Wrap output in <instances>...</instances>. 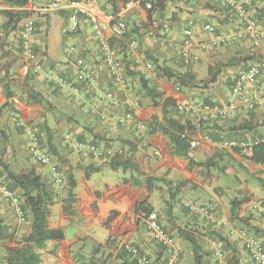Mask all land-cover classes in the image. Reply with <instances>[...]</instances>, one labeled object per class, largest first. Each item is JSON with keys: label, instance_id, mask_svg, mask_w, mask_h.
Masks as SVG:
<instances>
[{"label": "crops", "instance_id": "0c3cea01", "mask_svg": "<svg viewBox=\"0 0 264 264\" xmlns=\"http://www.w3.org/2000/svg\"><path fill=\"white\" fill-rule=\"evenodd\" d=\"M51 1L30 0L24 10L43 7ZM61 1L68 3L71 0ZM102 1L109 13L118 11L125 3L135 4L125 18L131 36L140 44L142 55L139 58L142 61L155 62L181 73L190 69L196 74L198 81L207 80L212 68L221 67V71L216 82L207 88H179L173 80L154 76L142 64H136L135 58L129 56L124 42H113V47L126 64V71L144 75L148 86L154 90L155 98L142 88L140 76H130L140 92L138 96L143 109L139 120L146 125V130L138 135L133 129L101 122L92 116V104L87 103L90 115L86 118V125L73 126L68 117L56 119L68 114L67 108L72 107L69 100L57 99V90L50 85L44 74L33 75V78L27 80L21 58L18 60L14 57L16 61L11 58V54L16 53V45L12 41L17 38L18 31L11 32L8 36L0 35V148L8 152L7 163L14 172L34 169L49 181L47 169L35 162L28 153L31 133H36L45 146L43 137L48 130L47 148L52 153L49 145L51 140L54 151L52 154L64 175V188L47 182L54 202L50 207L49 225L52 229H62L65 238L48 241L38 251L41 255L40 264H79L85 261L92 264H136L121 249L123 243L136 245L150 259L151 264H193L192 246L180 238L182 230L193 231L206 253L211 252L212 243L208 237L200 234H207L213 239L221 235L230 242L240 264H253L239 239V232L249 231L264 244V235L258 232L264 231V216L253 207L256 203L264 205V165L253 163L241 151L203 143L200 147L191 149L190 156L196 163L213 162L215 166L210 169L191 167L189 160L174 156L169 137L160 129L168 128L165 119L172 118L181 124L190 125L192 140L208 136L214 142H235L248 147L264 142V106L248 111L239 101L235 109L224 117L205 112L181 113L175 108L178 104L188 102L224 107L230 104L232 85L237 75L244 71L243 58L248 55L243 40L221 48H209L200 55L198 62L190 64L181 56V42L183 29L190 21L195 22L194 32L198 41H209L211 36L203 32L204 25L214 24L221 32L235 34L242 30H239V20L223 0H204L201 4L189 0H168L164 10L155 14L148 13L138 4V0ZM6 10L18 9L7 6L0 0V31H3L2 25L7 22L1 15ZM254 15L264 29L263 0L256 1ZM153 17L166 21L170 30L152 34L150 21ZM69 29L66 10L39 19L32 39L34 49L44 54L49 66L55 65L59 73L71 76L74 74L72 63L61 66L59 62L52 60L48 41L53 36H61L63 42L73 38L80 54L94 68L98 78L97 89L105 91L109 88L110 81L89 24L82 19L76 32L70 33ZM16 42L19 44L18 40ZM228 63L231 66L223 67ZM14 74L18 80L13 82L9 77ZM29 87L43 97V104L29 101L26 93ZM263 87L264 76L248 85L246 97L253 99L261 96ZM83 97L88 101L93 98L91 94ZM94 101L97 109L105 110L103 102ZM22 122L25 126L21 125ZM71 127L74 128L72 135L75 137L72 142H67L65 135L71 133L65 130ZM87 142H94L111 150L112 155L103 159L93 158L86 149L79 146ZM115 157L132 159L139 172L111 169L107 164ZM98 167H101L99 172L87 176L88 169ZM70 175L75 180L74 188L69 185ZM0 176L1 181L11 186L1 164ZM16 191L20 193V190ZM249 198L261 201L248 204ZM235 201L242 203L234 211ZM143 202L154 208L160 223L174 236L173 249L177 252V259L171 250L155 242L147 231L143 217L136 214L137 205ZM166 203L169 204V211L165 210ZM188 204L215 205L214 222L192 212L187 208ZM112 213L118 215L107 223ZM0 216L3 239L0 243V264H6V249L14 244L9 241L5 243L4 236L6 233L13 234L8 226L15 225L18 220L1 193ZM27 224L30 228L26 234H29L32 227L31 216L28 217ZM17 235L19 234L16 233L14 239ZM205 260L209 259L205 257Z\"/></svg>", "mask_w": 264, "mask_h": 264}, {"label": "built area", "instance_id": "2783aa9c", "mask_svg": "<svg viewBox=\"0 0 264 264\" xmlns=\"http://www.w3.org/2000/svg\"><path fill=\"white\" fill-rule=\"evenodd\" d=\"M195 4H201L204 0H189ZM233 15L242 23V30L235 34H224L217 32L214 24H206L203 32L210 35L209 41H198L194 32L195 22L190 21L189 25L183 29V39L181 42V56L186 63H196L200 60V55L209 48H219L231 45L240 40L247 39L253 46H259L264 38V29L260 27L258 19L254 15V0H223ZM264 1V0H263ZM148 13H152L155 0H138ZM135 4L128 2L123 4L116 13H109L105 9L102 0H71L63 3L61 0H52L43 7H36L29 11L30 15L23 20L19 26L18 39L20 58L24 63L25 75L39 76L44 74L50 85L57 91L70 97L82 98L87 94L92 95V99L101 101L105 105V110H99L92 104L90 112L101 122L133 129L136 134H141L146 130V125L139 120V115L143 109L140 97L134 91V84L127 75L126 64L120 56L113 42H124L130 57L135 58L136 64L143 65L144 68L156 75L155 66L152 62H145L139 58L142 53L138 40L131 36V30L125 16L133 10ZM66 10L70 22V33L76 32L83 19L86 21L98 43L102 55L103 64L107 70L110 86L105 91L97 89L98 78L93 66L87 58L80 54L79 49L74 45L70 48L69 54L76 56L72 62L74 74L68 76L59 73L55 68L45 62L43 53L36 52L32 39L36 34L37 21L49 17L51 14ZM155 14V13H152ZM151 33L167 32L170 27L161 18L153 17L150 21ZM264 76V59L250 65L247 69L240 72L234 80L231 88L230 104L221 106L218 104H200L188 102L178 104L177 110L181 113L205 112L224 117L240 101L245 105L246 110L253 111L258 107L264 106V87L261 96L247 98V87L256 83ZM25 126V123H21ZM186 136L184 135L183 138ZM67 142H72L71 134L65 135ZM203 143L216 144L221 148L234 149L241 151L244 155L250 156L251 153L246 145H238L235 142H214L210 137L204 136L199 140H189L191 149L200 147ZM80 147L86 149L93 158L103 159L112 155V151L102 148L96 143H82ZM30 157L39 165L47 169L49 182L59 188L65 187L63 172L55 160L53 154L41 142L36 133L30 135V145L28 148ZM0 193L3 199L9 204L13 213L16 215L20 224H27L28 213L25 211L22 198L17 191L0 180ZM258 212L264 216V205L254 204ZM192 212L203 215L208 221L214 222L216 214L215 205H196L188 204ZM148 233L159 245L171 250L175 259L177 252L174 251L175 238L160 223L157 213L142 216ZM1 216H0V243H1ZM239 239L244 245L245 251L253 264H264V244L249 231L239 232ZM121 249L127 253L136 264H151L150 259L142 253L140 248L132 243H123ZM212 249L217 257L219 264H226V252L223 243L218 239L212 241ZM79 264H89L86 262Z\"/></svg>", "mask_w": 264, "mask_h": 264}, {"label": "trees", "instance_id": "16d2710c", "mask_svg": "<svg viewBox=\"0 0 264 264\" xmlns=\"http://www.w3.org/2000/svg\"><path fill=\"white\" fill-rule=\"evenodd\" d=\"M1 1L7 6L18 9L16 11L6 10L2 11L1 13V15L4 16L7 20V22L2 25V29L4 34L8 36L11 32L18 31L19 26L23 22V20L30 15L29 11L24 10L29 5L30 0ZM166 2H168V0H155V5L152 13H157L164 10ZM153 64L155 66L157 77H163L169 80H173L179 88L185 89L207 88L209 85L216 82L217 76L221 71V67L212 68L210 69V77L207 80L198 81L196 78V74L193 73L190 69L185 73H181L169 67L157 65L155 62ZM228 66H231V64L228 63L223 65V67ZM127 75L133 77L140 76V83L142 85V88L147 91L151 97L155 98L154 90L148 86V80L145 79L144 75L131 71L127 72ZM33 77V75H28L26 76V79L30 80ZM26 93L28 94V99L31 103L43 104V97L39 93L35 92L32 88H27ZM165 121L168 125V128L161 127L160 129L165 135L169 137L173 147L174 156L189 160L191 167H202L210 169L215 166V163L213 162L196 163L190 156L191 147L189 144V140H191V134L193 133L190 125L181 124L172 118H166ZM184 135L186 136L185 138H183ZM49 145L53 153L54 151L53 146L51 145V140L49 141ZM248 150L250 151L251 155H245L246 158L257 165H264V142H258L250 146ZM1 154L3 155L4 152H1ZM0 164L7 175L6 178L11 183V186H9L10 189L14 191L20 190L19 195L22 199H24L23 207L28 213V217H32L31 232L27 234L23 238V240L18 241L16 245L7 247L5 257L6 264H40L41 255L38 253V251L43 249L48 241L63 240L65 238L62 229H52L49 225V218L51 215L50 207L54 204L52 193L49 190L48 186L49 181L47 180V182L34 169L26 172L16 173L11 169L10 165L2 159H0ZM107 165L113 170L123 169L125 171L133 170L135 172H139L137 165L130 158L115 157ZM100 170L101 167L90 168L87 170V176L89 177L91 173H96ZM68 179L70 187L74 188V177L70 175ZM262 185L264 186V182H262ZM241 203L242 202H234V211L236 207H238V205ZM165 210L169 211L168 203H166ZM154 211V208L147 202L138 204L135 209L136 214L140 218H142L143 215L148 216L154 213ZM117 215L118 213H112V215L107 220V223L112 222L117 217ZM258 232L264 235V231ZM179 234L180 238L187 241L192 246L193 264H206L204 257L201 254V247L194 232L182 230ZM215 239H218L220 242H222L226 249L231 250L232 257L230 258V264H240L239 259L235 255V250L231 246L228 239L224 238L221 235H218Z\"/></svg>", "mask_w": 264, "mask_h": 264}, {"label": "rangeland", "instance_id": "374dc122", "mask_svg": "<svg viewBox=\"0 0 264 264\" xmlns=\"http://www.w3.org/2000/svg\"><path fill=\"white\" fill-rule=\"evenodd\" d=\"M256 1H258V0H254L255 3H256ZM238 26H239V30L243 27L242 23H238ZM216 29H217V32L224 33L223 31L221 32L217 28V25H216ZM224 34H230V33L227 32V33H224ZM0 35H4V32L0 31ZM4 37H6V36H4ZM0 38H1V36H0ZM17 40L19 41L18 36H17V38H15L12 41V43H14L16 45L14 50L17 53V54L16 53H12L11 54V58L13 59V61H16V59H18V60L20 59V54H18V52H19V44H17L18 43V42H16ZM242 43H243V45L246 46V48H247L246 52H248V55L243 58L244 59L243 60L244 67H243L242 70H245L250 65H252V64H254L256 62H259L260 60L264 59V38L261 40L259 46H253L251 44V42L248 41L247 39H243ZM48 45H49V53H50L51 59L56 61V62H59L61 64V66H63L62 64L72 63L74 61V59L76 58V56H71L69 54L70 48L73 47L74 45L76 46V44H74L73 38L65 40L63 42L61 36H59V37L53 36V37H50V39L48 41ZM8 54H10V52H8ZM14 57L16 59H14ZM45 62L47 63L46 57H45ZM53 68L56 69L57 66L55 67V65H54ZM16 76H17L16 74L11 75L9 77V79L11 81H13V82L17 81L18 78H15ZM134 91H135V93L137 95H140V92H138V88H136L135 86H134ZM55 93H56L57 99L69 100L70 104L72 105V107H68L67 108L68 114H66L65 116L60 115L56 119H58V120L59 119H66L68 117L67 119L70 120V122H71L70 124L73 125V126L76 125V124L86 125L87 120H88L86 118L89 117V115H90V112L88 113L89 110L86 108V105L87 104L90 105L91 103L94 104L95 101L93 99L91 101H88L85 97L78 98V99L77 98L72 99L68 95H65L64 93L57 92V91H55ZM88 102H91V103H88ZM0 114H2V113L0 112ZM92 116L96 117L94 115H92ZM65 131L71 133V135H72V133L74 131V128L73 127L66 128ZM65 131H64V133H65ZM64 133H61V136H64ZM48 135H49V132L47 130L46 131V135L43 137L44 142H46V145H45L46 147H47V136ZM74 137L75 136H73V138ZM87 143H94V142H87ZM1 152H5V153L2 155ZM0 156H1V159L3 161H5V162L8 161V158H9L8 152H6L4 149L2 150L0 148ZM0 178H1V176H0ZM252 201H261V200H252V198H249L248 199V204L250 202H252ZM14 220L16 221V218H14ZM8 228L13 232V234L6 233V235L4 236V241L6 240L5 243H7V241H9L10 243L16 245V243H18V241L23 240V238L27 235L26 232L29 230L30 226L28 224H20V223H18V221H16L15 225L8 226ZM16 233H18L19 235H17V237L14 239V236H15ZM200 236L208 237V240L211 241V243L214 240L213 238L209 237L207 234H200ZM223 247H224V250L226 252L225 262H226V264H230V258L232 257L231 250L230 249H226L224 245H223ZM201 254L204 257V260H205V257L207 259H209V260H205V263L209 262L208 264H219L213 249L211 250L210 253H206L205 250L203 249V245H202ZM121 257H123V256H121ZM208 257H211V258H208Z\"/></svg>", "mask_w": 264, "mask_h": 264}]
</instances>
